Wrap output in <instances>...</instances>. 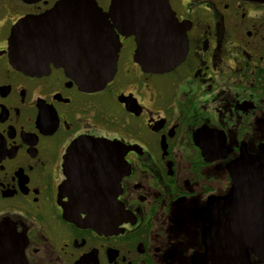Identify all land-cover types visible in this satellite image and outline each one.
Segmentation results:
<instances>
[{"label": "flooded vegetation", "instance_id": "flooded-vegetation-1", "mask_svg": "<svg viewBox=\"0 0 264 264\" xmlns=\"http://www.w3.org/2000/svg\"><path fill=\"white\" fill-rule=\"evenodd\" d=\"M61 1L0 0V264H264V0H168L187 48L163 72L114 27L97 90L10 63L13 25Z\"/></svg>", "mask_w": 264, "mask_h": 264}, {"label": "water", "instance_id": "water-1", "mask_svg": "<svg viewBox=\"0 0 264 264\" xmlns=\"http://www.w3.org/2000/svg\"><path fill=\"white\" fill-rule=\"evenodd\" d=\"M81 0H63L52 10L17 21L8 39L12 66L25 73H38L50 57L80 85L103 88L113 77L119 50V32L134 35V60L144 71L163 72L175 67L186 53L184 32L177 27L168 0H111L102 14ZM108 18L113 21L110 24ZM86 151L110 152L106 142L83 140ZM112 143V142H109ZM73 220L83 226L104 229L108 215L87 214Z\"/></svg>", "mask_w": 264, "mask_h": 264}]
</instances>
